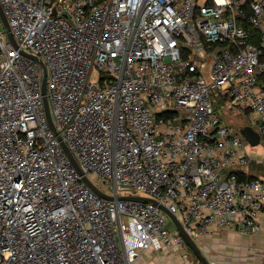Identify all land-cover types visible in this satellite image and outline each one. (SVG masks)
Segmentation results:
<instances>
[{"label": "built area", "instance_id": "built-area-1", "mask_svg": "<svg viewBox=\"0 0 264 264\" xmlns=\"http://www.w3.org/2000/svg\"><path fill=\"white\" fill-rule=\"evenodd\" d=\"M0 5L17 44L0 20V264L181 256L159 205L198 245L260 231L264 180L247 177L249 143L213 98L247 112L264 146V0Z\"/></svg>", "mask_w": 264, "mask_h": 264}, {"label": "crops", "instance_id": "crops-1", "mask_svg": "<svg viewBox=\"0 0 264 264\" xmlns=\"http://www.w3.org/2000/svg\"><path fill=\"white\" fill-rule=\"evenodd\" d=\"M238 115L245 118V126H251L258 131V123L251 122L247 118V112L236 108L230 109L231 117ZM247 149L251 156L247 177L264 180V147L249 145ZM199 246L212 264H264V218L260 231L252 236H245L235 231H219L202 238ZM154 260V263L151 261L150 264H193V260L186 263L179 253L161 252L154 255Z\"/></svg>", "mask_w": 264, "mask_h": 264}, {"label": "water", "instance_id": "water-1", "mask_svg": "<svg viewBox=\"0 0 264 264\" xmlns=\"http://www.w3.org/2000/svg\"><path fill=\"white\" fill-rule=\"evenodd\" d=\"M0 20L2 21L3 27L6 30V32L8 33L9 37H10V41L12 42V44L16 47L17 44L14 40V37L12 35L11 32V28L9 26V23L6 19V16L3 12V9L0 5ZM35 60H37L43 68V73H44V80H43V94L46 95V68L44 66V64L42 63V61L38 58H35ZM45 108H46V115H47V119L49 124L53 127V122H52V118H51V114H50V110H49V104H48V99L45 96ZM54 128V127H53ZM240 134L245 138V140L249 143V145L251 147H257L260 145L261 143V137L260 134L253 129L251 126H243L239 129ZM67 149V147H66ZM68 155L71 158V160L73 161L76 169L78 170V172L80 174H82V171L79 167V165L77 164L76 160L74 159L73 155L70 153V151L67 149ZM85 182L87 183V185L99 196L105 198V199H113L112 197H108L106 196L104 193H102L92 182L89 178L84 177ZM120 199L123 200H134V201H139V202H143V203H150L153 205H159V203L151 198H146V197H120ZM160 208L169 216V218L172 220V222L174 223V225L177 227L179 233L181 234V236L184 238L186 245L189 247V249L191 250L193 256L198 260L199 264H212L210 259L207 257V255L202 251L201 247L186 233V231L184 230V228L182 227V225L179 223V221L177 220V218L171 214L165 207L159 205Z\"/></svg>", "mask_w": 264, "mask_h": 264}, {"label": "rangeland", "instance_id": "rangeland-1", "mask_svg": "<svg viewBox=\"0 0 264 264\" xmlns=\"http://www.w3.org/2000/svg\"><path fill=\"white\" fill-rule=\"evenodd\" d=\"M218 99V101H216ZM213 102H214V108L217 112H219V114L221 115V118L230 126L235 127V128H241L243 126H245L246 124V120L242 115H238L237 117H231L230 116V107L227 103V100L224 99H219V98H213ZM264 147V146H263ZM261 148L258 149V151H260ZM121 195L124 194H131V195H138V196H148L145 193L142 192H138L135 191L133 189L127 188L125 190H120ZM181 256H186L187 260H193V264H199L198 260L193 256L191 250L189 249V247L187 245L184 246L183 251L181 252ZM153 261H155L153 259ZM152 261V262H153ZM151 260L148 259L147 257H143L142 259H140V264H150ZM154 263V262H153Z\"/></svg>", "mask_w": 264, "mask_h": 264}, {"label": "trees", "instance_id": "trees-1", "mask_svg": "<svg viewBox=\"0 0 264 264\" xmlns=\"http://www.w3.org/2000/svg\"><path fill=\"white\" fill-rule=\"evenodd\" d=\"M262 80H264V77H262Z\"/></svg>", "mask_w": 264, "mask_h": 264}]
</instances>
